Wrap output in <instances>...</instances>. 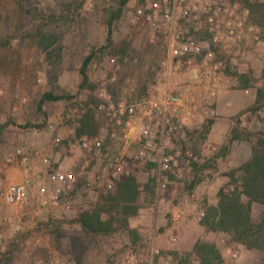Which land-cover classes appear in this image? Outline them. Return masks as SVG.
Returning a JSON list of instances; mask_svg holds the SVG:
<instances>
[{
  "label": "rangeland",
  "instance_id": "1",
  "mask_svg": "<svg viewBox=\"0 0 264 264\" xmlns=\"http://www.w3.org/2000/svg\"><path fill=\"white\" fill-rule=\"evenodd\" d=\"M149 2L0 0V38L9 39L8 46L0 50V178L3 182L18 183L26 177L34 179L35 168L47 169L39 157L31 156L34 150L49 155L53 163L70 167L73 158L70 157L69 146L53 150L55 134L45 125L48 121L55 122L60 114L62 116L61 111L69 106L71 98L76 97L82 102L96 101L97 89L105 84L113 69L117 70L118 66L107 62V58L101 62L98 57H93L87 67L88 81L82 85L83 62L107 42L109 27L113 26L111 39L114 46L118 47L128 40L143 48L142 59L124 66L126 79L121 99L147 95V90L143 92L141 89L144 82L148 83V87L163 88L165 80L158 77L157 72L159 60L166 55L165 45L151 26L139 27L132 22L135 8ZM237 2L244 11L248 10L249 21L256 30L244 39L246 57L233 59L227 65L231 72H226L232 78L221 82L214 117L207 123H214L216 132L212 131L210 139L207 135L209 140L206 142L216 148L204 146L205 138L199 134L188 144L195 155L202 158L198 163L200 165L229 145L226 157L218 162L215 171L208 172L211 175L216 173L211 177L208 188L211 198L217 195L219 189L224 191V187L233 184L231 170L248 159L252 154V145L264 137V92L262 96L259 92L264 88V24L256 22V14L249 6L264 5V0ZM118 7L123 8L122 15L110 25L109 14ZM157 23L161 22L158 20ZM50 41L54 42L46 49L44 45ZM114 48L107 47L101 53L105 57L113 55ZM241 75H247L250 80L241 82ZM185 78L182 75L179 81ZM246 88L249 92L245 91ZM47 92L65 95L66 98L46 100L41 108V98ZM203 98V94L196 96L201 102ZM35 127L41 128L38 135L34 133ZM71 133L68 131L64 135L69 137ZM18 149L30 155L26 162L22 163L20 158L15 157ZM134 149L131 146L127 154L131 155ZM150 160L142 163L141 171L146 174L142 182H150L148 172L154 171V168L150 171L146 167V162ZM136 163L138 161L134 159L130 161L128 172L121 179L139 175ZM172 177L179 183L166 182V188L159 191V197L156 196L152 202L154 205L144 206L139 216H129L127 221L123 215L113 213L116 218H113L110 228L97 235H87L83 231L77 221L78 214L99 205L108 209L112 201L101 203V196L113 194L115 189L108 193H90L84 199L83 207L72 210L46 208L35 201L22 206L0 203V232L3 231L0 264H114L132 258L137 259L133 264H166L168 259L175 264H199L196 256L191 257L190 263L181 262L198 239H216L222 246L223 256L214 260L213 264H255L260 260L262 255L257 251L230 243L227 235H215L202 226L197 215L201 211L206 213V203L195 204L194 208L190 207L191 210L186 206L184 217L178 221L173 219L177 227L174 229H178L176 242L169 239L166 231H159L176 208L174 204L163 205L161 199L168 197L174 203L182 202L183 199L179 201L174 197L183 189V182L200 179L196 174ZM216 177L222 179L221 183L216 181ZM36 187L34 182L31 191L35 192ZM151 196L149 192L144 194L149 201ZM253 209L257 213L260 206L254 205ZM109 215L112 214L105 211L103 217L107 219ZM151 244L159 247L163 254L151 257Z\"/></svg>",
  "mask_w": 264,
  "mask_h": 264
},
{
  "label": "built area",
  "instance_id": "2",
  "mask_svg": "<svg viewBox=\"0 0 264 264\" xmlns=\"http://www.w3.org/2000/svg\"><path fill=\"white\" fill-rule=\"evenodd\" d=\"M149 1L135 8L132 22L139 27L151 26L165 45L166 55L159 60L157 72L165 80L163 88L148 87L147 95L115 102L102 84L97 89V102L86 104L71 98L69 109L58 119L59 123L78 122L91 109L98 133L80 136L74 129L69 137L62 133L54 135L56 146L69 138V154L73 158L70 167L53 163L49 155L34 150L31 156L39 157L47 169L35 168L36 178L26 177L18 183H5L0 178V203L22 206L35 201L46 208H81L90 193L115 189L128 172L132 159L156 162L160 175L157 190L161 192L166 188L165 178L169 174L191 177L194 174L191 162L202 160L188 146L190 139L202 135L204 146L216 148L206 142L208 132L200 134V130L214 117L221 82L232 78L226 72L227 65L233 59L246 57L244 39L254 34L256 27L249 21L248 10L244 11L237 0ZM95 57L101 62L107 58L110 64L117 61L115 55L105 57L101 51ZM182 75L186 78L179 81ZM245 91L249 92V88ZM198 94H203L202 102L196 99ZM58 121H48L45 127L54 131ZM40 129L35 127L34 133L38 135ZM131 146L135 149L128 155ZM15 157L24 163L30 155L18 149ZM34 182L37 187L32 192ZM236 189L241 190V185L226 186L224 192ZM195 195L192 192L190 198ZM188 201L189 198L183 199L174 220L184 215ZM204 217L201 211L197 220ZM177 238V231L170 236L172 242ZM150 253L154 258L163 254L154 244ZM136 262L132 258L114 264ZM166 264L175 262L168 259Z\"/></svg>",
  "mask_w": 264,
  "mask_h": 264
},
{
  "label": "trees",
  "instance_id": "3",
  "mask_svg": "<svg viewBox=\"0 0 264 264\" xmlns=\"http://www.w3.org/2000/svg\"><path fill=\"white\" fill-rule=\"evenodd\" d=\"M127 1L128 0H122V4H125ZM249 6H251V10L256 14V16L254 15L256 22L264 24V5L259 3ZM122 11L123 8L118 7L109 14L110 25L120 18ZM112 31L113 26L109 27L107 42L102 47H99V50L93 51L86 57L81 67V75L83 78L82 85L86 84L88 81L87 67L93 57L96 56V52H103V50L107 47H115L112 54L117 58L114 65H117L118 67L117 70L113 69L109 73L108 77L105 79L104 86L107 92L111 95L112 99L117 102L122 97L124 82L126 79V75L123 74L124 66L133 61L142 59L143 48L141 45L136 46L128 40L120 43L118 47L114 46L115 43L111 39ZM53 42L54 41H50L48 44H45L44 47L48 49L49 45ZM8 44L9 39L5 37L0 38V50L2 47L8 46ZM227 70H229V68ZM229 72L231 71L229 70ZM113 74H115V79H112ZM241 76H243L241 82L246 83V81L250 80L249 77H246L247 75ZM148 86L147 82L143 83L141 87L143 92H146L145 90H147ZM259 92L260 96H262L261 94H263L264 88H261ZM62 98H66V96L47 92L42 96L39 105L42 108V105L46 100H57ZM94 100L96 101L92 100V102L98 101V99ZM37 126L39 127V124ZM210 126L211 124L203 125V128L200 130V134L205 132L209 133ZM228 146L229 145H226L219 152L214 154L211 159L207 161V163H201L202 166L204 168L208 167L211 165L212 160L214 162L217 158H225ZM144 161L145 160H138L136 168L141 170L142 163H144ZM146 163L148 164L146 167L149 170L157 165L156 162L152 160ZM191 164L194 169H199L197 166L198 162L194 161L191 162ZM230 177L231 183H235L236 185H239L240 183V185H242V189H236L229 193L220 189L217 203H206V213L204 219L201 221V224L210 233L215 235L223 233L227 235L230 243L242 246L246 250L257 251L262 256L255 264H264V137L260 138L257 144L252 145L251 156L239 166L232 169ZM195 182L196 179L190 183V187H193ZM122 189L124 190V194L121 195V198L133 201L136 195L134 182L130 184L128 182L126 185L124 184V188L122 187ZM254 205L260 206V210L257 213H254ZM124 212L132 213L133 209H131V207H125ZM110 219V221L102 220L100 211L95 208L80 211L77 217L78 223L87 235H97L98 233L107 231L113 221L112 217ZM221 247L222 246L216 239H199L194 243L191 252H188L186 256L182 257L181 262L190 263L192 261L191 257L196 256L199 259V264H213L214 260L223 256Z\"/></svg>",
  "mask_w": 264,
  "mask_h": 264
},
{
  "label": "crops",
  "instance_id": "4",
  "mask_svg": "<svg viewBox=\"0 0 264 264\" xmlns=\"http://www.w3.org/2000/svg\"><path fill=\"white\" fill-rule=\"evenodd\" d=\"M90 102H92V100L91 101L85 100L84 103L88 104ZM68 107H65L63 109V111H61V113L63 114V112H67L69 109ZM59 116H58V119L61 117V116L60 117ZM58 119H56L55 121H58ZM57 124H58L57 129L53 131L54 132L53 134H55V135L57 133L61 134V132H63L62 134H65V132H68V131L70 133V132H73L74 129H76L78 135H80V136L82 134L96 135L98 133V129L96 126L94 115H93V112L91 111V109H88L86 111V113L83 115V117H81V119L78 122H73V123L67 122L66 124H60L58 121ZM212 131L216 132V130H214V123H211V127H210V130L208 133L209 139L212 136ZM213 135L216 136L217 133H213ZM65 145L69 146V138H65L64 143L60 146H56L55 144H53L52 149L53 150L54 149L59 150V148H63ZM64 158H66V157H64ZM221 159L222 158H217L216 161H214V162L212 160L211 165L208 167H205V168L202 165L198 164L197 166L199 169H194V174H196L197 176H199L202 179L196 180L193 187H190V183L192 182V180L191 181L190 180L184 181L183 182V189L181 190V192L179 191L180 192L179 195H176L174 197V199H178L179 201H182V199H184V198H189V201L187 202V206L189 207V209H190V207L194 208L193 205L199 204V203H203V204L204 203H217V200L219 197L218 193H219L220 189L218 190L217 195L213 198L210 197L211 191H208V188L211 185V177L214 176L216 173H212V175H211V173H208V172H212L213 170L215 171V167ZM152 169L153 168H151L150 171H153ZM139 172H140L139 175L137 174L136 176H134V175L130 176L131 179L129 178V176L128 177L126 176L123 179H121L120 181H118V184L115 187V192L113 194L111 193L108 195L101 196V198L103 199V200H101V203H106L107 201H112L111 203H113L112 206L109 205L110 207L108 209L106 208V210L103 209V205H99V207H95V209H98L100 211L102 220H109L111 217L116 218L115 214H113V213L117 212L119 215H123L124 219L127 221L129 219V216H133V215L139 216L141 214L142 208L144 206H147V205L151 206V205L155 204L152 202L155 200L156 196L159 197V195H160V192H158V190H157V187H158L157 185L159 183L158 179L160 176L158 173V170H157V166L154 167L153 173L148 172V175L150 174L148 177L150 179V182H147V183L142 182V180L144 179L145 173H143V171H141V170ZM154 175H155V177H152ZM168 176H169V178H165V180L167 182L171 181V182H175L176 184L179 183L178 181L173 179V177H172V176H174L173 174H171V175L169 174ZM221 180H222L221 178L216 177V181L218 183H221ZM132 181L134 182L135 187H136V195L134 197V200L130 201V200H126L125 198L122 199L121 195L124 194V190L122 189V187L124 188V184L126 185V183H128V182H129V184L133 183ZM146 192H149L152 194L150 201L148 199L144 198V194ZM192 192H195L196 195H195V197L190 198V195ZM182 195H184L185 197ZM98 197H99V194H98ZM161 201H163V203H162L163 205L168 204V203L176 205L175 210L172 212V215H170V217H169L170 220L169 221L167 220V223H165V227L164 228L161 227L159 230V231H166V233L170 239V236L172 235V233L176 232V230H178V229H174L177 227L175 226L176 224L175 225L173 224V222H174L173 219L179 210L178 208H181L182 202L174 203L168 197L162 198ZM161 201L159 200V202H161ZM107 203H109V202H107ZM125 207H131V209H133V212L132 213L124 212ZM104 210L107 211L108 213L112 214V215H109L110 217H108L107 219L103 217L104 212H105ZM182 217H184V216H182ZM181 225L182 224H180V226Z\"/></svg>",
  "mask_w": 264,
  "mask_h": 264
}]
</instances>
